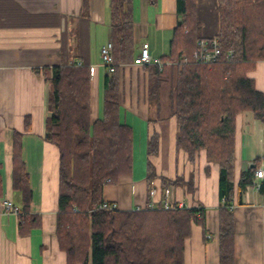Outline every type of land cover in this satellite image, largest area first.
I'll list each match as a JSON object with an SVG mask.
<instances>
[{
    "label": "crops",
    "instance_id": "0c3cea01",
    "mask_svg": "<svg viewBox=\"0 0 264 264\" xmlns=\"http://www.w3.org/2000/svg\"><path fill=\"white\" fill-rule=\"evenodd\" d=\"M0 0V264H67L55 235L58 209L59 151L46 137L49 71L44 67L80 61L94 67L90 85L91 119L101 114L102 79L105 73L100 48L110 40L108 0ZM202 36L219 30L217 0H195ZM135 52L146 44L153 60L169 53L178 16L176 0H133ZM166 63L167 77L159 88V102L148 101V75L133 62L119 65V119L132 129V167L114 184L103 186V199L116 208H144L158 202L163 188L171 186L173 198L185 206H205L203 224L194 223L184 245L183 264H219L218 176L219 166L207 161L205 149L195 163L177 149L178 130L173 115L171 88L175 72ZM255 87L264 92V60L247 71ZM15 132L20 135L21 155L29 175L32 199L25 220L5 209L9 199L21 211V195L12 187ZM158 150L148 154L152 133ZM234 183L231 208L234 225V264H264V193L251 185L238 191L240 173L264 168V120L251 111L237 113L234 135ZM155 175L147 181V163ZM209 166V173L205 167ZM194 175L195 191L162 184ZM264 179L260 180V183ZM38 219L31 221L32 216Z\"/></svg>",
    "mask_w": 264,
    "mask_h": 264
},
{
    "label": "trees",
    "instance_id": "16d2710c",
    "mask_svg": "<svg viewBox=\"0 0 264 264\" xmlns=\"http://www.w3.org/2000/svg\"><path fill=\"white\" fill-rule=\"evenodd\" d=\"M219 30L215 36L221 53L211 63L194 61L192 52L201 38L195 0H176L178 16L161 64L143 67L148 75V101L159 102V88L167 77L166 63L175 72L171 88L173 115L178 130L177 149L195 163L205 149L207 161L219 166V264H234V225L231 201L234 183V135L237 113L251 111L264 120V92L255 87L247 71L264 60V0H217ZM87 0H83L86 9ZM109 30L114 70L102 79L101 114L91 119L89 66L72 62L53 65L45 137L59 151L58 209L55 235L67 264H183L184 245L194 223L203 224L205 206L121 210L101 207L103 186L114 184L132 167V129L119 119V65L133 62V0H108ZM183 56L188 57L183 61ZM159 137L148 139L147 152L155 154ZM253 167L240 173L238 191L254 181ZM209 173V166L205 167ZM155 175L147 163V181ZM163 185L195 191L194 175L161 177ZM12 187L21 195L20 223L25 220L32 190L15 132ZM264 193V181L260 183ZM201 217H197V213ZM31 221L38 218L32 216Z\"/></svg>",
    "mask_w": 264,
    "mask_h": 264
},
{
    "label": "built area",
    "instance_id": "2783aa9c",
    "mask_svg": "<svg viewBox=\"0 0 264 264\" xmlns=\"http://www.w3.org/2000/svg\"><path fill=\"white\" fill-rule=\"evenodd\" d=\"M221 53L220 45L215 36L209 38H201L197 41V46L191 54V57L194 61L201 63H211L216 61ZM100 60L106 71L112 72L114 70V60L112 54V42L109 40L106 44L102 45L100 48ZM183 61H187L188 57L183 56ZM156 62L161 64L159 60H153L152 55L150 54L149 48L146 44L140 46L139 52L134 56L133 63L139 66L145 64ZM81 65L80 61L76 62ZM94 67L89 65V73H93ZM264 179V168L256 167L254 170V187L256 189L260 188V180ZM155 194V189H149V195L151 199L146 203L147 208H156L161 207L164 209L177 208L185 206L183 201L175 200L172 194L171 186H165L163 188V193L158 202L153 200ZM5 209L11 210L15 213H18L17 207L9 199L4 200ZM101 207L115 208L116 205L113 202L105 201L100 205ZM197 217H201V214L198 212Z\"/></svg>",
    "mask_w": 264,
    "mask_h": 264
},
{
    "label": "rangeland",
    "instance_id": "374dc122",
    "mask_svg": "<svg viewBox=\"0 0 264 264\" xmlns=\"http://www.w3.org/2000/svg\"><path fill=\"white\" fill-rule=\"evenodd\" d=\"M217 10H218V1H217ZM49 87H50V84H49ZM49 110H50V108H49ZM50 112H51V110H50Z\"/></svg>",
    "mask_w": 264,
    "mask_h": 264
}]
</instances>
